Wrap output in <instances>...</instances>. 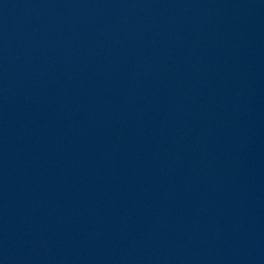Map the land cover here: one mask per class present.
I'll return each mask as SVG.
<instances>
[{"label": "water", "instance_id": "1", "mask_svg": "<svg viewBox=\"0 0 264 264\" xmlns=\"http://www.w3.org/2000/svg\"><path fill=\"white\" fill-rule=\"evenodd\" d=\"M0 264H264V0H0Z\"/></svg>", "mask_w": 264, "mask_h": 264}]
</instances>
